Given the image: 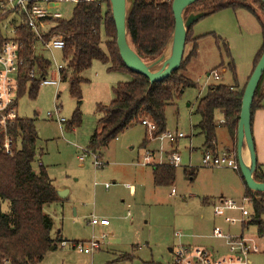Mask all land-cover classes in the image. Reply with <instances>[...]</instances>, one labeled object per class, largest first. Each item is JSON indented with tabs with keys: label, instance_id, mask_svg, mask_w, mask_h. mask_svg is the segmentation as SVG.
Returning a JSON list of instances; mask_svg holds the SVG:
<instances>
[{
	"label": "rangeland",
	"instance_id": "rangeland-1",
	"mask_svg": "<svg viewBox=\"0 0 264 264\" xmlns=\"http://www.w3.org/2000/svg\"><path fill=\"white\" fill-rule=\"evenodd\" d=\"M255 6L259 15L252 9L228 7L192 27L181 74L197 87L187 89L174 105L167 107L166 132L184 135L174 148L167 140L154 139V134L143 125H137L102 151L104 168L97 170L92 156L83 162L78 160L76 148L88 149L90 137L101 119L99 105L107 106L114 100L113 89L118 84L134 81L130 73L111 72L101 62H95L81 75L87 81L82 85V101L71 96L68 82H61L58 89L42 86L36 100H31L28 93L19 100V118L36 122L38 148L44 152L42 163L55 184L70 192L63 205L45 209L54 219L52 237L67 245L63 248L59 241L40 264H172L173 252L181 245L218 251L217 256H221L226 254L228 241L216 238L215 228L231 236L243 234L254 251L250 264H264V237L258 235L257 227L244 229L243 225H228L224 219L215 218L213 205L204 204L208 197L217 202L224 197L241 205L243 197L234 195L232 180L240 178L233 175V172L237 174L235 171L202 166L205 137L196 128L201 121L196 114L197 103L206 96L208 88L235 84L232 65L239 84L248 83L264 40V12L259 5ZM74 7L60 4L53 10H58L67 21ZM52 26L46 25V29ZM0 29L3 30L2 24ZM195 45L196 55L191 58ZM35 52L38 57L52 60L50 52L40 43ZM60 53L54 54L58 63H62ZM216 74L221 77L219 81L215 79ZM258 89L264 92V75ZM56 106L67 123L60 125L48 118ZM77 112L82 115L81 125L70 130L68 125ZM219 115L216 116L217 131L226 138L227 130L218 122ZM173 149L178 150L182 159L181 166L176 168V181L170 187H157L152 177L154 166L144 165L145 156L153 154L154 164L169 163L168 156ZM106 184L111 186L109 190L104 188ZM172 190L176 191L173 196ZM247 207L253 213V204ZM227 214L239 216L238 212ZM93 220L98 222L96 226L91 224ZM93 238L101 242L93 255L74 249V243H86Z\"/></svg>",
	"mask_w": 264,
	"mask_h": 264
},
{
	"label": "trees",
	"instance_id": "trees-1",
	"mask_svg": "<svg viewBox=\"0 0 264 264\" xmlns=\"http://www.w3.org/2000/svg\"><path fill=\"white\" fill-rule=\"evenodd\" d=\"M173 1L136 2L129 22V35L135 51L146 61L158 58L173 36L175 30ZM254 4L259 5L264 12L261 0H254ZM228 7H244L251 11L245 0H233L225 8ZM221 9L223 8H218L217 11ZM6 18L2 17L0 22ZM52 24L54 26L49 28L44 37L47 41L54 35H61L64 39L65 48L61 51L62 62L65 65L62 82L70 84V94L74 99L82 101V85L87 81L81 75L91 69L95 62L108 65L111 72L130 73L134 77V81L120 83L113 89L114 100L109 105H99L97 111L102 116L88 145V150L94 153L102 155V151L121 134L141 125L146 119L156 125L153 138L157 139L167 130V107L174 105L187 89L197 87L193 81L181 74L185 67L184 60L178 72L154 85H151L146 77L129 71L119 54L116 26L108 0L81 2L75 5L70 20L49 19L44 21L41 27ZM16 36L23 44L22 56L25 61L20 69L16 97L18 109L19 100L27 93L31 100L37 99L41 81L50 73L52 62L48 58L36 55L34 48L37 38L24 20ZM3 41L5 38L0 31V43ZM196 48L195 45L191 58L196 55ZM263 54L264 40L255 57L251 75ZM230 70L235 84L210 86L206 96L197 106L196 114L200 116L201 121L196 128L205 137L204 145L207 152L216 153L217 113L223 116L222 126L237 143L242 100L247 83L244 86L239 84L234 65ZM32 73L33 78L30 76ZM263 97L264 94L258 89L252 115ZM81 122L82 115L77 112L68 129H77ZM35 123V120L18 118L9 123L7 128L0 126V264H40L49 251L57 247L59 241L63 242L52 237L54 219L45 213V207L60 202L57 189L44 167L41 166L38 170L34 167L38 156L41 155L38 148L39 133ZM7 139L11 141L8 151L4 148ZM176 174L177 169L169 164L153 167L155 186L174 185ZM256 181L264 183V177L256 175ZM257 197L262 199L261 202L256 200L249 189L247 190L245 198L254 201V211L244 229L250 226L257 227L258 235L264 237V193L258 194ZM209 201L204 199V204L208 205Z\"/></svg>",
	"mask_w": 264,
	"mask_h": 264
},
{
	"label": "built area",
	"instance_id": "built-area-1",
	"mask_svg": "<svg viewBox=\"0 0 264 264\" xmlns=\"http://www.w3.org/2000/svg\"><path fill=\"white\" fill-rule=\"evenodd\" d=\"M93 1L95 0H0V19L2 17H7L0 22V24L3 25V30L0 31L5 38V41L0 43V126L7 128L9 123L11 124L19 118L18 109L16 107V97L19 89L20 69L24 66L25 61L22 56L24 50L23 44L18 40L16 35L22 25V21L24 20L25 24H27L35 34L37 43L42 44L52 56V69L48 76L41 81V87L52 86L58 89L62 82L65 65L55 60L54 52H61L65 48V42L61 35L53 36L47 41L44 35L49 31V28L46 29L44 25L41 27V24L49 19H63L58 10H53V8L60 4H72L75 6L81 2L91 3ZM30 76L33 78V73ZM215 79L219 81L221 79L220 75L216 74ZM48 118L55 120L60 125L66 123V120L61 116V109L59 106H56L55 112L48 113ZM141 125L146 127L152 135L157 129L156 125L148 119L143 120ZM158 138L174 142L183 139L184 135L178 132L175 134L165 132ZM10 143L11 141L9 139L5 142L4 148L7 151L11 147ZM88 156L93 157L94 167L97 170L105 167V164L101 161L102 156L88 149L82 150L80 160L84 161ZM168 159V164L175 168L182 164V159L176 152L171 153ZM144 163V165H153L154 167L165 164L162 162L154 164V155L151 153L146 154ZM202 166L208 169L228 168L234 171L240 170L237 153L233 150L216 153L205 152L202 159ZM104 187L106 190L111 188L109 184H106ZM175 193L176 191L172 190V194L174 195ZM248 204H253L251 198H244L241 205L233 200H220L214 207V216L224 219V222L228 225H243L244 228L251 217V213L247 207ZM228 212H238L239 216H230L227 214ZM91 224L96 226L98 222L93 220ZM214 236L228 241V252L226 255L222 257L216 256L204 248H193L192 246L181 245L173 252L174 258L172 264L251 263L250 256L254 251L245 241L243 234L241 236H231L224 234L223 230L215 228ZM102 240H104V236ZM66 245V242L61 243L63 248L66 247ZM100 245L101 242L93 238L86 243H74L73 247L79 253L93 255L95 251L100 249Z\"/></svg>",
	"mask_w": 264,
	"mask_h": 264
},
{
	"label": "water",
	"instance_id": "water-1",
	"mask_svg": "<svg viewBox=\"0 0 264 264\" xmlns=\"http://www.w3.org/2000/svg\"><path fill=\"white\" fill-rule=\"evenodd\" d=\"M209 1L216 0H174L175 30L173 36L158 58L146 61L135 51L129 35V22L137 0H108L116 26L119 54L126 68L137 75L146 77L151 85L163 82L173 73L178 72L184 60L187 37L192 27L199 20L215 13L218 8H225L233 0H219L211 8H191L199 2ZM261 1L264 5V0ZM245 2L259 15L254 0H245ZM263 75L264 54L246 85L237 134V158L240 172L248 189L258 202L262 200L257 195L264 193V183L256 181L258 159L252 131V108ZM57 194L63 200L67 197L68 191H57Z\"/></svg>",
	"mask_w": 264,
	"mask_h": 264
},
{
	"label": "crops",
	"instance_id": "crops-1",
	"mask_svg": "<svg viewBox=\"0 0 264 264\" xmlns=\"http://www.w3.org/2000/svg\"><path fill=\"white\" fill-rule=\"evenodd\" d=\"M54 54H55V52H54ZM61 54V53H60ZM62 56V55H61ZM52 57V56H51ZM54 58H55V55H54ZM56 60V59H55ZM52 61V60H51ZM60 64H63V62L62 63H60ZM249 80V79H248ZM50 87H52V86H50ZM262 94H264V92L262 93ZM198 103H199V101H198ZM197 103V104H198ZM18 115H19V113H18ZM219 116H221V119H220V121H218V122H223V116L220 114ZM222 126V125H221ZM222 127H224V126H222ZM97 128H98V126L96 127V129H95V131L97 130ZM225 128V127H224ZM226 129V128H225ZM227 130V129H226ZM252 131H253V137H254V140H255V145H256V152H257V159H258V170H257V175H260V176H263L264 177V97H263V99H261L260 100V103H259V107L258 108H256L254 111H253V120H252ZM94 134V133H93ZM92 137V136H91ZM91 137H90V139H91ZM221 137V142L219 141V138ZM179 141L180 140H176V141H174V142H170V141H168L170 144H171V146H172V148H174V146H178L179 145ZM220 142V143H219ZM205 144V143H204ZM219 144H221V148H223V149H221L220 147H219ZM237 144V143H236ZM76 150H77V158H78V160L80 161V162H83V161H81L80 160V156H81V154H82V148H80V147H77L76 148ZM227 150H233V151H236L237 152V150H236V146H235V141H233V139L231 138V136H230V134H229V132H228V130H227V136H226V138H224V137H222V136H220V134H219V132L217 131V146H216V152H222V151H227ZM40 151V153H41V155L39 156V159L40 160H37V161H39L38 163L39 164H37V162H36V164L34 165V167H35V169L36 170H38L41 166L42 167H44L46 170H47V172H48V168H46V166L42 163V159H43V155H44V152H43V150L42 149H40L39 150ZM203 151H204V154H205V152H207V149H206V147H205V145L203 146ZM172 152H176V153H178V150L176 149H173V151H171V153ZM102 154V153H101ZM179 154V153H178ZM103 155V154H102ZM103 157V156H102ZM165 164H168V163H165ZM82 165H83V163H82ZM221 169H223V170H226V172H229V171H232L231 169H228V168H221ZM221 169H218V170H221ZM213 170H215V169H213ZM234 171V170H233ZM237 174H234V172H233V175L236 177H239L240 176V178H233V186H234V189L236 190L235 191V194L234 195H236L238 198H240L241 196L243 197V199L245 198V196L247 195V190H248V187H247V185H246V183H245V180H244V178L242 177V174L239 172V171H235ZM153 173V172H152ZM48 174H49V172H48ZM49 176H50V174H49ZM152 177H153V174H152ZM51 178V177H50ZM53 183H54V186H55V188L57 189V191H68L69 189L68 188H66V187H62V186H59V185H56L55 184V181L53 180ZM105 188V187H104ZM69 193L70 192H68V194H67V197L69 196ZM172 196H173V194H172ZM66 197V198H67ZM66 198L65 199H60V202L59 203H57V204H53V205H63L64 204V202H66ZM206 199H209L210 201H209V204L208 205H213L214 207H215V205H216V203H217V201L216 200H212V198H206ZM220 200H227L226 198H224V197H221L220 198ZM220 200H218V201H220ZM48 207V206H47ZM47 207H45V209L47 208ZM50 216V215H49ZM216 218V217H215ZM54 231V230H53ZM227 250H226V254H227V252H228V243H227ZM211 252V251H210ZM214 255H218L219 253H218V251H216V252H212ZM226 254H222L221 255V257L222 256H224V255H226Z\"/></svg>",
	"mask_w": 264,
	"mask_h": 264
},
{
	"label": "flooded vegetation",
	"instance_id": "flooded-vegetation-1",
	"mask_svg": "<svg viewBox=\"0 0 264 264\" xmlns=\"http://www.w3.org/2000/svg\"><path fill=\"white\" fill-rule=\"evenodd\" d=\"M218 2V0L216 1H209V2H199L197 4H195L193 7L191 8H197V7H205V8H211L212 6H214L216 3ZM205 3V4H203ZM190 8V9H191Z\"/></svg>",
	"mask_w": 264,
	"mask_h": 264
}]
</instances>
